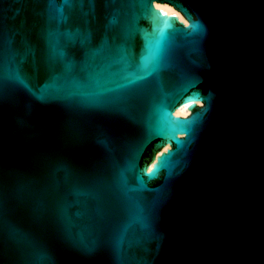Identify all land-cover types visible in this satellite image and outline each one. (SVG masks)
Masks as SVG:
<instances>
[{"label":"water","instance_id":"water-1","mask_svg":"<svg viewBox=\"0 0 264 264\" xmlns=\"http://www.w3.org/2000/svg\"><path fill=\"white\" fill-rule=\"evenodd\" d=\"M177 2L0 0V264H264V0Z\"/></svg>","mask_w":264,"mask_h":264},{"label":"snow or ice","instance_id":"snow-or-ice-1","mask_svg":"<svg viewBox=\"0 0 264 264\" xmlns=\"http://www.w3.org/2000/svg\"><path fill=\"white\" fill-rule=\"evenodd\" d=\"M163 2V0H162ZM169 3H176V6L179 7V3L177 0H167ZM142 7L146 10V16L152 18L157 23H171V21H164L160 19V14L157 13L153 8L152 4L154 0H140ZM128 106L135 112L140 113V122L146 123L150 121L154 112L158 115H162V112L158 111L159 101L157 96L151 90H145L144 93H135L127 97ZM184 102V101H181ZM167 121L161 120L159 126L155 128V132L158 135L165 137V139L157 146L154 147L152 155L146 161L144 171H151V169L147 168V164L152 163V160L156 158L155 154L160 152V149L164 147L165 143H168L175 139V131H187V128L180 127L183 122L180 121H171L170 119V111L167 113ZM171 130V135H169V131ZM168 156H164L161 153V156L158 160L157 164L153 165V168L158 169L160 165L164 164V162L168 159Z\"/></svg>","mask_w":264,"mask_h":264}]
</instances>
